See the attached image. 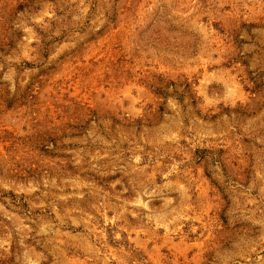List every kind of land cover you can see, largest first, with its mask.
Masks as SVG:
<instances>
[{
  "label": "rangeland",
  "instance_id": "1",
  "mask_svg": "<svg viewBox=\"0 0 264 264\" xmlns=\"http://www.w3.org/2000/svg\"><path fill=\"white\" fill-rule=\"evenodd\" d=\"M0 264H264V0H0Z\"/></svg>",
  "mask_w": 264,
  "mask_h": 264
}]
</instances>
